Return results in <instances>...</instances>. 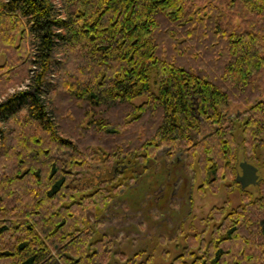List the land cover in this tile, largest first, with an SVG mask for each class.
<instances>
[{"label":"trees","instance_id":"trees-1","mask_svg":"<svg viewBox=\"0 0 264 264\" xmlns=\"http://www.w3.org/2000/svg\"><path fill=\"white\" fill-rule=\"evenodd\" d=\"M0 54V264H264V176L235 179L263 145L264 0H0ZM178 148L238 200L169 258L112 250L98 219Z\"/></svg>","mask_w":264,"mask_h":264},{"label":"rangeland","instance_id":"rangeland-1","mask_svg":"<svg viewBox=\"0 0 264 264\" xmlns=\"http://www.w3.org/2000/svg\"><path fill=\"white\" fill-rule=\"evenodd\" d=\"M235 22H239L238 17ZM2 61L3 55L0 54ZM242 107V104L231 103V118ZM236 132L239 137L240 131L237 129ZM262 138L263 145L257 149V162L252 157L242 155L240 160L256 164L264 176V135ZM157 155V161L124 187L106 213L98 219L99 227L111 239L112 250H123L128 256L137 249H143V254L152 252L154 261L166 259L163 251L168 252L169 258L179 249V243L175 240L179 227L187 230L191 228V223L201 227L203 221L200 218L211 204L219 203L225 197L236 202L239 197L237 185L232 188L220 185L218 190L208 186L198 188L200 178L197 175L194 177L193 170L185 165V153L181 148L174 151L170 158L164 157L163 152ZM89 218L94 219L91 212ZM120 261L116 255L111 256V264Z\"/></svg>","mask_w":264,"mask_h":264},{"label":"water","instance_id":"water-1","mask_svg":"<svg viewBox=\"0 0 264 264\" xmlns=\"http://www.w3.org/2000/svg\"><path fill=\"white\" fill-rule=\"evenodd\" d=\"M229 117L231 118V115ZM238 164L240 171L236 172L235 179L240 182L241 186L259 181L262 171L256 164L247 160H240Z\"/></svg>","mask_w":264,"mask_h":264}]
</instances>
